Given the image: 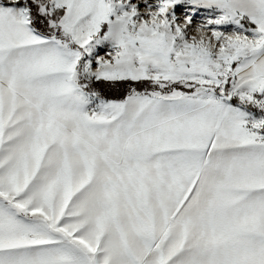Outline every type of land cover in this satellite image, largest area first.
Segmentation results:
<instances>
[{
    "label": "snow or ice",
    "instance_id": "6c2138e0",
    "mask_svg": "<svg viewBox=\"0 0 264 264\" xmlns=\"http://www.w3.org/2000/svg\"><path fill=\"white\" fill-rule=\"evenodd\" d=\"M0 264H264V0H0Z\"/></svg>",
    "mask_w": 264,
    "mask_h": 264
},
{
    "label": "rangeland",
    "instance_id": "374dc122",
    "mask_svg": "<svg viewBox=\"0 0 264 264\" xmlns=\"http://www.w3.org/2000/svg\"><path fill=\"white\" fill-rule=\"evenodd\" d=\"M108 91H110V95L111 96H116L117 95V93L115 91H112V90H109V89H105L106 94H108L107 93Z\"/></svg>",
    "mask_w": 264,
    "mask_h": 264
},
{
    "label": "trees",
    "instance_id": "16d2710c",
    "mask_svg": "<svg viewBox=\"0 0 264 264\" xmlns=\"http://www.w3.org/2000/svg\"><path fill=\"white\" fill-rule=\"evenodd\" d=\"M117 91H118V90H117ZM115 92H116V91H115ZM107 93H108L107 95L109 96V98H117V95H116V96H111V95H110V91H108ZM116 93H117V92H116Z\"/></svg>",
    "mask_w": 264,
    "mask_h": 264
}]
</instances>
